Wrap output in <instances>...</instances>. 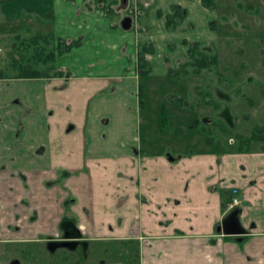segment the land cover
<instances>
[{
	"label": "crops",
	"instance_id": "crops-1",
	"mask_svg": "<svg viewBox=\"0 0 264 264\" xmlns=\"http://www.w3.org/2000/svg\"><path fill=\"white\" fill-rule=\"evenodd\" d=\"M19 1L23 36L54 33L84 43L57 56L64 75L0 77V264H52L37 255L69 240L86 247L138 241L139 264H264V140L237 145L238 135L264 125V105L249 132L215 139L206 127L218 119L202 126L201 107L210 105L190 79L203 73L169 75L185 60L184 41L216 43L226 0H217L214 10L201 0H131L144 11L128 30L85 0H44L45 6ZM234 3L242 10L254 6L253 0ZM173 4L188 14L169 31ZM148 41L155 47L153 70L140 76L137 49ZM168 77L174 81L165 82ZM177 81L190 91L178 99L192 95L189 104L164 102L162 84ZM185 135L196 140L192 146ZM171 137L182 145L170 147ZM234 188L245 195L238 211L229 208ZM66 218L81 237L65 231ZM39 243L45 247H35ZM105 260L79 264L129 262Z\"/></svg>",
	"mask_w": 264,
	"mask_h": 264
},
{
	"label": "rangeland",
	"instance_id": "rangeland-1",
	"mask_svg": "<svg viewBox=\"0 0 264 264\" xmlns=\"http://www.w3.org/2000/svg\"><path fill=\"white\" fill-rule=\"evenodd\" d=\"M28 1L32 4L41 2V0ZM42 1V5L45 6L47 2ZM118 1L120 3V0ZM87 2L93 5L92 0ZM17 3L20 4V1L17 0L13 3L14 5L12 3L0 5V70L6 69L9 74L14 73L10 69V54L15 51V45H18L22 39H27L34 35L28 36L25 33V37L20 34L19 28L22 26L17 18L22 15L21 12L16 15V9H20V6L16 5ZM224 4L225 6L219 17L218 38L216 41L219 50V70L222 73L220 72L219 75L215 73L206 75L203 73V75L198 77L190 78L191 82L200 84V98L213 101L207 103L210 105L209 107H201L200 119L203 120L202 126L207 124L205 121L207 119H218L215 126L206 127L215 139L219 138V135L227 136L234 130L249 132L262 119L260 110L259 113L257 110L258 105H264V96H262L261 92L262 88H264V0H253L254 6L244 5L243 10L240 8L239 3H234V0H226ZM119 5L117 6L118 9L121 8ZM7 11H12L13 14L7 16ZM121 12L119 14L106 13L111 21L120 23L121 19L118 20L119 15L122 17L126 14V12ZM116 14L118 18H116ZM5 17L10 19V23L4 21ZM138 21L137 19L135 24H138ZM192 26V24L189 25V27ZM39 67L41 69L45 68L43 65ZM156 80L158 79H152V81ZM167 81H174V78L168 77L165 79V82ZM177 82L176 84H162L164 102L166 104L174 102L189 104L192 101V95L188 98V101L184 98L182 100L178 99L181 96L179 92L186 95L190 94L185 85L186 83L184 81ZM149 98L151 102L156 101V96L153 93ZM250 98L256 101L257 107L251 104ZM214 108H220V110L216 109L214 111ZM211 115L213 116L211 117ZM243 115H249L250 121H245L242 117ZM185 137L184 143L190 142L191 146L196 141L191 136L188 138L185 135ZM166 142L170 147L172 145H182V143H177L176 139L172 137ZM237 145H239V142ZM70 241L72 240L68 242ZM59 243L54 244V251L52 250L48 255L37 256L40 257L42 262L49 260L52 264H79L83 261H98L118 257L115 255L118 245L113 243L93 242L88 244L87 247L79 242L69 246ZM0 247H3V245L0 244ZM35 247L44 248L45 245L39 243ZM104 249L111 250L112 254H105L103 252ZM5 256L10 255L6 254Z\"/></svg>",
	"mask_w": 264,
	"mask_h": 264
},
{
	"label": "trees",
	"instance_id": "trees-1",
	"mask_svg": "<svg viewBox=\"0 0 264 264\" xmlns=\"http://www.w3.org/2000/svg\"><path fill=\"white\" fill-rule=\"evenodd\" d=\"M12 0H0L1 2H9ZM75 1V0H70ZM88 1V0H85ZM91 2V0H89ZM204 7L214 10L217 8V0H201ZM94 8H101L105 12H126L122 16V20L118 23L123 29H131L136 27L135 21L139 19V16L144 11L141 6L134 8L129 0L126 2H120L118 0H92ZM120 4V5H119ZM121 8L118 9L117 6ZM121 12V13H122ZM188 11L186 8L179 4H173L170 12L166 15V27L169 31H174L179 27L185 18ZM158 15L161 16V12L158 11ZM129 21L128 23H125ZM212 31H217V21L212 20L210 22ZM142 29V27H140ZM57 41H53V40ZM81 39H64L56 38L54 33H36L33 36L22 39L20 43L14 49L15 51L10 54V69L14 71L13 74H9L6 69L0 70V77H16V78H52L60 75H64V69L55 65L57 56H61L64 53L71 51L74 48L83 45ZM185 45H188V51L185 55V60L177 63L174 67L169 69V75L171 77H177L187 74H200V73H215L220 74L219 70V50L215 42L204 41H184ZM170 48H174L171 45ZM155 53V47L153 41H148L145 44L139 45L137 49V71L140 76H148L152 73V64L149 60V56ZM45 66L41 69L39 66ZM142 100V99H141ZM206 102H213L207 99ZM166 116L161 113V120L164 123ZM239 149L247 146L255 140H264V125L256 126L250 136L238 135ZM209 140L212 141L211 138ZM237 210V209H236ZM238 211V210H237ZM65 231L69 232L71 238L81 237L75 228L74 222L66 218L63 222ZM75 240L69 242V245L75 244ZM57 244L54 242L52 244ZM60 242L59 244H64ZM118 243V249L115 250L116 258H121L129 262L125 264H139L140 258V245L138 241H120ZM108 255H111V251H107ZM106 261V260H105Z\"/></svg>",
	"mask_w": 264,
	"mask_h": 264
},
{
	"label": "built area",
	"instance_id": "built-area-1",
	"mask_svg": "<svg viewBox=\"0 0 264 264\" xmlns=\"http://www.w3.org/2000/svg\"><path fill=\"white\" fill-rule=\"evenodd\" d=\"M233 197L232 200L230 201L229 206L231 208L237 207L243 204L245 201V195L243 193H240V191L237 188L233 189Z\"/></svg>",
	"mask_w": 264,
	"mask_h": 264
},
{
	"label": "flooded vegetation",
	"instance_id": "flooded-vegetation-1",
	"mask_svg": "<svg viewBox=\"0 0 264 264\" xmlns=\"http://www.w3.org/2000/svg\"><path fill=\"white\" fill-rule=\"evenodd\" d=\"M121 1H122V2H126L127 0H125V1H124V0H120V2H121ZM229 204H230V202H229ZM240 206H241V205H240ZM240 206L233 207V208H231V207L229 206V208H230V209H237V208L240 207Z\"/></svg>",
	"mask_w": 264,
	"mask_h": 264
},
{
	"label": "water",
	"instance_id": "water-1",
	"mask_svg": "<svg viewBox=\"0 0 264 264\" xmlns=\"http://www.w3.org/2000/svg\"><path fill=\"white\" fill-rule=\"evenodd\" d=\"M125 1V0H124ZM129 21H126L125 23H128ZM64 245L65 246H69V242L68 241H66L65 243H64Z\"/></svg>",
	"mask_w": 264,
	"mask_h": 264
}]
</instances>
